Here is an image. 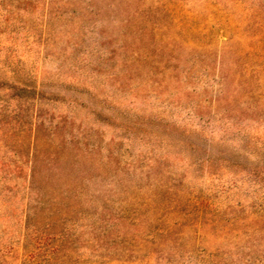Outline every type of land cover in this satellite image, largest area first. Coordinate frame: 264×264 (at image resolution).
I'll return each instance as SVG.
<instances>
[{
  "label": "rangeland",
  "instance_id": "obj_1",
  "mask_svg": "<svg viewBox=\"0 0 264 264\" xmlns=\"http://www.w3.org/2000/svg\"><path fill=\"white\" fill-rule=\"evenodd\" d=\"M0 264H264V0H10Z\"/></svg>",
  "mask_w": 264,
  "mask_h": 264
},
{
  "label": "trees",
  "instance_id": "obj_2",
  "mask_svg": "<svg viewBox=\"0 0 264 264\" xmlns=\"http://www.w3.org/2000/svg\"><path fill=\"white\" fill-rule=\"evenodd\" d=\"M12 8L14 5L10 0H0V21L6 24L9 21V17L13 14Z\"/></svg>",
  "mask_w": 264,
  "mask_h": 264
}]
</instances>
